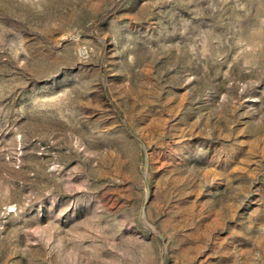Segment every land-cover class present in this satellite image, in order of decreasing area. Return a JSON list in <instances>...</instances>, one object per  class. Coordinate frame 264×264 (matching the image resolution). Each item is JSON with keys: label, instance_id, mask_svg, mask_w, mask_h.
<instances>
[{"label": "rangeland", "instance_id": "rangeland-1", "mask_svg": "<svg viewBox=\"0 0 264 264\" xmlns=\"http://www.w3.org/2000/svg\"><path fill=\"white\" fill-rule=\"evenodd\" d=\"M0 264H264V0H0Z\"/></svg>", "mask_w": 264, "mask_h": 264}]
</instances>
